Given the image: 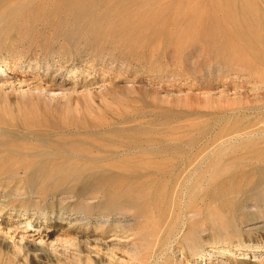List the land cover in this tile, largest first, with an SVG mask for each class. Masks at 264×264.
Wrapping results in <instances>:
<instances>
[{"label": "rangeland", "instance_id": "obj_1", "mask_svg": "<svg viewBox=\"0 0 264 264\" xmlns=\"http://www.w3.org/2000/svg\"><path fill=\"white\" fill-rule=\"evenodd\" d=\"M224 1L0 0V69L11 82L0 84V202L23 215L1 224L0 235L22 261L30 264L16 248L22 237L48 254L43 264L77 254L108 264L137 250L136 228L175 163L199 149L207 161L225 160L235 148L225 141H264V65L232 29L244 2L263 14L264 6L235 0L237 17L227 19ZM212 141L220 146L207 149ZM7 150L17 161L48 162L51 174L31 178ZM111 196L122 202L126 233L86 238L64 224L46 241L30 237L45 228L44 212L93 222ZM224 233L200 244L206 262L264 264V250H235ZM185 235L171 250L177 261L195 242Z\"/></svg>", "mask_w": 264, "mask_h": 264}, {"label": "bare ground", "instance_id": "obj_2", "mask_svg": "<svg viewBox=\"0 0 264 264\" xmlns=\"http://www.w3.org/2000/svg\"><path fill=\"white\" fill-rule=\"evenodd\" d=\"M233 1L235 2V0H225L222 5L225 9L224 17L227 19L235 12ZM220 3L222 4L221 0ZM247 3L244 2L241 10L239 9L238 16L241 20L237 18L238 21H232L234 23L233 33L237 40L248 49L250 53L248 57L252 59L251 61L264 65V14L261 10L259 11L258 4L249 5V2ZM262 3L261 5L264 6V0ZM235 7L237 9L236 5ZM236 13L234 15L237 17ZM9 78L10 76L0 69L2 86L11 84ZM227 142H234L233 147L235 148L231 149L230 156H227L225 160L216 155L214 159L207 161V156L203 155L204 153L199 149L193 156L174 164L168 176L165 174V177L156 185L151 198L152 207L148 213H145L146 216L141 218L136 228L134 244L138 247L137 250L134 249L126 254L124 251L121 256H115L117 259L112 257L113 259L109 260L108 264H185L191 256H197L200 259L199 262L205 261V264H218L219 262H206V259H203V255L200 254V244L214 245L222 242L218 235L220 231L225 232L224 236L229 235L223 241L235 250H264V141H225L224 143ZM219 146L220 144L212 141L206 147L208 149ZM5 153L3 155H7L9 160L20 164L26 163V167L31 171V178L38 173L45 175L44 177L51 174L49 169L47 170L48 162L39 164L29 162L25 158L17 161L16 157H13L14 151L7 150ZM5 167L7 169V165ZM71 170L74 171V169ZM54 173L62 176L64 170L59 166ZM59 183L60 181L56 183V187ZM112 197L104 203L105 206L107 203L109 208L107 212L102 213H107V215L102 214L93 222L85 219L86 216L83 217L64 209L59 212H44L45 218L42 225L45 228L30 237L37 236L46 241L50 236L62 233L61 228L64 224L71 227V233L74 235L86 238L97 235V230H100L102 234L107 233L112 236L120 232L126 233L129 230L128 220L120 215L119 211L122 202ZM8 209L7 204L0 202V225L11 218L20 219L23 216L17 208ZM112 217L115 218L112 219ZM243 225H248L249 228L243 231ZM239 226H241L240 229ZM24 232L28 233L26 229ZM1 235L0 264H26L21 260L19 252L11 250ZM181 235L194 237L195 242H192L193 245L189 243L191 245L189 246L191 249H187L189 253L186 250V253L182 255V260L177 261L171 255V250L176 242H180L178 240L182 239ZM16 245V248L18 247L28 258L30 264H43L44 260L48 259V254L27 238H20V242ZM82 246L78 244L79 249H83ZM27 250L32 251V254L28 255ZM77 255L52 264H104L105 262L101 261V258L85 259ZM226 264L256 263L241 260Z\"/></svg>", "mask_w": 264, "mask_h": 264}]
</instances>
